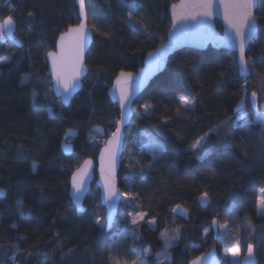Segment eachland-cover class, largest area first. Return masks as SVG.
<instances>
[{
    "label": "trees",
    "instance_id": "obj_1",
    "mask_svg": "<svg viewBox=\"0 0 264 264\" xmlns=\"http://www.w3.org/2000/svg\"><path fill=\"white\" fill-rule=\"evenodd\" d=\"M178 1L129 0L136 6L129 22L125 0H86L93 34L89 73L68 107L52 94L45 57L62 33L79 24L74 0H10L11 8L0 1V21H15L11 39L0 37V57L8 58L0 60V264H189L213 247L222 264H242L249 244L255 264H264V211H257L264 189V125L255 123L248 100L247 116L231 135L221 127L209 134L206 147L189 150L210 128L235 119L246 94L255 91L264 103V0L255 12L258 35L246 52L249 79L239 77L234 53L182 50L135 101L113 229L105 231L94 185L84 214L69 199L71 174L83 160H96L106 140L91 129L102 127L108 137L118 122L108 89L121 72L136 73L165 42L168 9ZM180 96L195 99L190 111L177 103ZM68 130L78 134L69 141V158L60 149ZM145 136L159 146L156 156ZM168 233L177 237L166 249ZM233 247L239 248L236 257L228 251Z\"/></svg>",
    "mask_w": 264,
    "mask_h": 264
},
{
    "label": "water",
    "instance_id": "obj_2",
    "mask_svg": "<svg viewBox=\"0 0 264 264\" xmlns=\"http://www.w3.org/2000/svg\"><path fill=\"white\" fill-rule=\"evenodd\" d=\"M85 1L84 0V10H85ZM182 0H179L176 5H180ZM75 7L78 11L79 24L81 23V17L79 15V5L74 0ZM185 3L189 5L187 11L195 12L196 9L191 7L193 0H185ZM258 0H253V16L255 17V12L257 9ZM86 13V12H85ZM168 15L170 20V30L166 36V40L162 43L156 50L150 52L151 55L147 54L143 60L142 67L133 74L131 80H121V83L118 85L116 83L118 75L112 82L110 88L107 91V96L109 101L115 105L119 112L118 122L116 124L115 130L117 127L120 128V139L117 143L112 146V153L110 154L107 150L109 141L112 140V134L108 137L105 136V132L102 127L96 126L91 129V133L97 136L100 139H106L105 143L99 150L96 160L86 159L83 160L77 168H80L84 165L85 161H90L91 164L87 168V176L85 178L84 189L80 192L79 200L76 201L73 199L72 190H71V179L72 174L69 180V199L72 206L75 208L77 214L82 215L86 212L85 202L88 196L91 194L92 185L98 191V198L101 206L104 209V223L105 231L110 232L116 222L120 205L122 201V194L119 188V172L121 169V161L124 151V139H125V130L130 126L133 119V105L135 101L143 94L146 89L149 87L151 82L155 80L160 74H162L168 64L169 59L176 53L182 50H193L203 52L208 48H211L215 51H227L237 55V68L238 75L242 79H249L251 77L249 67L248 75L245 76L241 73L238 65L239 51L238 48L232 47L227 41L226 37L228 36L230 29L227 21L224 19V8L223 0H214L213 4V15L208 20L207 24L197 23L198 21H203L206 18L197 17V20H188L183 23L182 26L173 27V10L172 6L168 9ZM256 19V17H255ZM84 23L86 24V33L83 37V62L79 66L81 68V74L76 82V86L69 90V93L64 92L63 83L57 85L56 77L53 74V59L51 56L46 54V63L48 67V74L51 81L52 94L56 100L60 102L63 107H68L74 97L82 90L83 81L87 77L89 70L86 66V55L93 43V34L88 25L87 15L83 18ZM215 22H218L221 27L219 32L216 28ZM78 24V25H79ZM68 31V30H67ZM66 31V32H67ZM65 32V33H66ZM258 35V21L256 19V31L253 35L247 40L245 47V57L249 45L256 39ZM61 36V35H60ZM60 36L56 41L55 50L51 51L55 53L57 57H62L63 71L65 76L70 77L75 66L74 54H75V45L76 39L74 36L66 37L64 41L63 52L59 47ZM159 50V51H158ZM50 53V52H49ZM60 61H58V64ZM57 87H59V93H57ZM121 89L128 94V100L124 104L123 108L121 107L120 97ZM252 93V92H251ZM250 93V94H251ZM249 94V97H250ZM65 97H67L65 99ZM249 106L254 114H257V111L264 115V112L261 113V107L257 95V105L258 109H254L251 103V100L248 99ZM78 134L74 130L66 131L60 149L62 154L69 158L74 154V145L69 143V141L76 140ZM104 153V174L101 173V154ZM111 167V178L114 185V190L117 195L111 200L107 198L106 188H105V176L109 175V169ZM76 168V169H77ZM74 170V172L76 171ZM201 258L200 264H222L219 256L218 250L216 247L211 248L208 252L198 256ZM196 259V258H195ZM193 259V260H195ZM192 260V261H193ZM191 261V262H192ZM191 262L189 264H191Z\"/></svg>",
    "mask_w": 264,
    "mask_h": 264
},
{
    "label": "snow or ice",
    "instance_id": "obj_3",
    "mask_svg": "<svg viewBox=\"0 0 264 264\" xmlns=\"http://www.w3.org/2000/svg\"><path fill=\"white\" fill-rule=\"evenodd\" d=\"M76 2L79 5V15L82 18L81 23L77 25L76 27H69L68 31L66 33H62L60 36V44L59 47L61 48V51L63 52L64 48V41L66 37H72L74 36L76 39V45H75V54H74V60H75V66L73 67V71L70 77L65 76L63 71V63H62V57H57L55 53H48L49 56L53 59V74L56 77L57 85L60 83H63L64 92L69 93V90L74 88L76 86V82L78 81V78L81 74V68L79 67L83 62V37L86 33V24L84 23L83 18L86 17V13L84 10V0H76ZM125 3L127 4L129 10L128 13V20L129 22H132L134 19V12L136 11V6L133 3H130L129 0H125ZM213 4L214 0H193V3L191 7L195 8V12H189L187 11L189 5L185 3V0H182L181 4L178 6L176 4L172 5L173 10V27H179L182 26L185 21L188 20H197V17H204L206 18L203 21H198L197 23H204L207 24L208 20L213 15ZM223 8H224V19L227 21L229 25L230 32L228 36L226 37V41L234 48H238L239 51V57H238V65L239 69L242 74L245 76L248 75V68L247 65L249 61L245 57V47L247 40L253 35V33L256 31V19L253 16V0H223ZM32 13H29V16H31ZM15 21L12 16H8L2 21H0V37L3 36H13ZM134 26V25H133ZM17 43H19L17 41ZM159 51V50H158ZM151 55V53L149 54ZM8 58L0 57V60H4L7 62ZM58 61L60 63L58 64ZM133 74L132 73H125L121 72L120 75L116 79V83L119 85L121 83V80H131ZM57 93H59V87H57ZM33 95L36 96L37 93L34 91ZM67 97H65L66 99ZM250 99L252 106L254 109H258L257 105V93L253 91L250 94V97L246 96L242 97L241 102L237 104V115L235 119L228 118L225 121H221V123L214 128H210L207 133H205L203 136H201L199 139H197L192 145H190L191 149L196 148H204L206 147V143L209 138V134H219L220 128H230V131L227 133V135H231L232 132L235 131L237 126V121L247 116V111L245 108V105L247 103V100ZM128 100V94L124 92L123 89H121V97H120V103L121 107L123 108L124 104ZM177 103L179 105H182L185 111H190L196 101L194 98H189L186 96H180L177 98ZM145 109L148 108V105L144 106ZM179 110V109H178ZM258 122L264 123V115H261L257 111V117ZM120 139V128L117 127L116 131L112 133V140L109 141L108 145V152L112 153V146L117 143ZM223 146V145H222ZM159 151V146L153 148V155L156 156ZM104 153L101 154V173L104 174ZM90 161H85L84 165L80 168H77L75 172L72 174L71 179V190L73 199L78 201L79 200V193L83 191L84 184H85V178L87 176V168L90 166ZM33 167H36V162H33ZM105 179V188H106V195L109 200H111L113 197L117 195L116 191L114 190V185L112 183L111 178V167L109 169V175L104 177ZM3 190H0V194H2ZM261 193L264 194V189H261ZM202 203L208 202V193H204L201 197ZM18 207L20 209V214L23 215V203H19ZM179 207V206H177ZM257 209L258 211H264V195H261L258 198L257 203ZM175 211V210H174ZM142 218V217H139ZM138 218L132 219L131 223L136 224ZM97 223L99 224V220H97ZM213 223L215 224L216 221L214 220ZM12 227H16V225H12ZM175 238V237H174ZM170 246V245H169ZM11 247L15 248V245H12ZM69 252L72 251V249L68 250ZM229 252H231V255L233 257H236L239 255V248L233 247L231 249H228ZM144 255H147V251L144 252ZM158 256L160 254H157ZM253 257V246L252 244L248 245L247 249V257L245 258V261L243 264H254ZM201 258L197 257L195 260L191 262V264H200Z\"/></svg>",
    "mask_w": 264,
    "mask_h": 264
},
{
    "label": "rangeland",
    "instance_id": "obj_4",
    "mask_svg": "<svg viewBox=\"0 0 264 264\" xmlns=\"http://www.w3.org/2000/svg\"><path fill=\"white\" fill-rule=\"evenodd\" d=\"M2 21V20H1ZM3 38H5L6 40H9V39H11V37L10 36H3ZM255 123H257V124H260V125H264V123H261V122H258L257 121V119L255 118ZM145 138H147V142H148V149L149 150H152L153 151V148L154 147H156L157 146V144H156V142L155 141H153V139L152 138H150L149 136H145ZM202 148H196V149H189L191 152H199L200 150H201ZM261 195H264V194H262L261 193V191H260V193H259V195H258V198L261 196ZM93 197H94V194L93 195H91V199H93ZM202 203V202H201ZM202 204H206V203H202ZM257 211H258V209H257ZM263 213V211H258V214H262ZM175 237V238H174ZM176 235L174 234V233H168V234H166L165 236H164V242H165V246H166V249H169L170 247H172L173 245H175V243H176ZM170 245V246H169ZM247 257V254H246V256H245V258ZM245 258L242 260V264H243V262L245 261ZM162 259L166 262V258L163 256L162 257ZM252 259L254 260V257H252ZM254 264H255V262H254Z\"/></svg>",
    "mask_w": 264,
    "mask_h": 264
},
{
    "label": "built area",
    "instance_id": "obj_5",
    "mask_svg": "<svg viewBox=\"0 0 264 264\" xmlns=\"http://www.w3.org/2000/svg\"><path fill=\"white\" fill-rule=\"evenodd\" d=\"M4 6L11 8L10 0H0ZM261 110L264 111V103L260 106Z\"/></svg>",
    "mask_w": 264,
    "mask_h": 264
}]
</instances>
